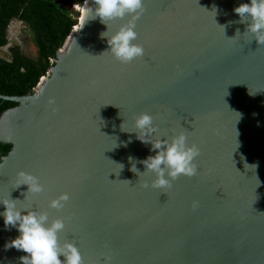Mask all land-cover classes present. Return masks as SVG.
<instances>
[{
	"label": "water",
	"instance_id": "1",
	"mask_svg": "<svg viewBox=\"0 0 264 264\" xmlns=\"http://www.w3.org/2000/svg\"><path fill=\"white\" fill-rule=\"evenodd\" d=\"M247 2L144 0L133 43L145 54L127 64L107 39L135 14L102 22L94 2L33 92H0L18 103L0 116V141L12 144L0 201L47 213L48 226L63 219L59 245L74 244L84 264H264V45L248 31L252 18L233 11ZM144 112L149 143L135 127ZM180 131L200 149L198 172L152 188L156 174L140 161ZM21 170L44 191L16 186ZM61 193L70 199L52 208ZM18 234L0 215V264H21L26 253L4 248Z\"/></svg>",
	"mask_w": 264,
	"mask_h": 264
},
{
	"label": "clouds",
	"instance_id": "2",
	"mask_svg": "<svg viewBox=\"0 0 264 264\" xmlns=\"http://www.w3.org/2000/svg\"><path fill=\"white\" fill-rule=\"evenodd\" d=\"M95 3L97 7L94 18L98 17L102 22L108 19L123 18L126 14H135L127 25L121 26L114 35L107 39L108 51L122 64L143 57L145 54L143 45L133 43V41L137 38L135 20L144 11V0H95ZM73 7L80 13L78 24L74 26L79 30L84 26L92 9L88 8L86 3H77ZM233 11L239 15L241 20L246 16L252 18L253 22L248 25V31L255 35V40L259 44L264 45V0H250V2L241 3ZM209 12H212L215 17L217 15L216 7L214 6ZM220 26L223 29L226 27ZM106 35V32H102L101 38L106 37ZM134 119L135 127L141 130L137 138L142 142L149 143L145 132L154 131L153 117L144 112L135 116ZM117 146L116 144L115 147ZM125 146H127L126 143ZM151 150L155 151V155H150L140 162L145 165L148 171L156 174V178L151 184L152 188H171L172 181L181 175L191 177L198 172L195 161L200 154V149L195 144H188L187 135L184 131L175 135L171 143L167 140L151 142ZM133 160L134 158L129 156V161ZM119 165L120 170H122L124 165ZM244 166L255 170L257 167L255 164L249 165L248 163H245ZM130 170L134 173L138 172L135 163H132ZM17 175L16 186L27 185L28 191L34 194L44 191V186L40 184L38 177L23 170ZM148 186L146 182L143 183V187L147 188ZM69 199L68 193H61L50 201V206L55 209H62ZM0 203L4 205L5 209L3 213H0L3 216L5 229L14 227L19 233L15 238L7 240L4 248L5 250L15 248L26 253L19 257L21 264H84L81 252L74 244L68 243L63 247L59 245L57 234L65 227L63 219H56L48 226L46 225L47 213L22 212L17 209L16 202L12 199H4ZM195 206L194 203L193 207ZM61 256L64 257V260H61Z\"/></svg>",
	"mask_w": 264,
	"mask_h": 264
},
{
	"label": "trees",
	"instance_id": "3",
	"mask_svg": "<svg viewBox=\"0 0 264 264\" xmlns=\"http://www.w3.org/2000/svg\"><path fill=\"white\" fill-rule=\"evenodd\" d=\"M84 0H0V48L10 44L9 25L22 20L31 32L38 56L23 53L19 44L0 55V92L5 95H26L37 87L41 78L54 65L61 49L77 25L80 13L73 4ZM18 103L0 98V116ZM12 149L11 143L0 141V162Z\"/></svg>",
	"mask_w": 264,
	"mask_h": 264
},
{
	"label": "rangeland",
	"instance_id": "4",
	"mask_svg": "<svg viewBox=\"0 0 264 264\" xmlns=\"http://www.w3.org/2000/svg\"><path fill=\"white\" fill-rule=\"evenodd\" d=\"M85 1L86 0H84L83 4H85ZM8 35L10 38V44L9 46L0 48V55L7 52L11 45L17 43L20 45L23 53L32 57L38 56V50L32 41L31 32L27 25L19 22L18 20H13L11 26L9 27Z\"/></svg>",
	"mask_w": 264,
	"mask_h": 264
},
{
	"label": "bare ground",
	"instance_id": "5",
	"mask_svg": "<svg viewBox=\"0 0 264 264\" xmlns=\"http://www.w3.org/2000/svg\"><path fill=\"white\" fill-rule=\"evenodd\" d=\"M94 2H95V0H86L85 3L87 4L88 8L92 9L94 6Z\"/></svg>",
	"mask_w": 264,
	"mask_h": 264
},
{
	"label": "built area",
	"instance_id": "6",
	"mask_svg": "<svg viewBox=\"0 0 264 264\" xmlns=\"http://www.w3.org/2000/svg\"><path fill=\"white\" fill-rule=\"evenodd\" d=\"M74 4H77V3H74ZM74 4H73V5H74Z\"/></svg>",
	"mask_w": 264,
	"mask_h": 264
},
{
	"label": "flooded vegetation",
	"instance_id": "7",
	"mask_svg": "<svg viewBox=\"0 0 264 264\" xmlns=\"http://www.w3.org/2000/svg\"><path fill=\"white\" fill-rule=\"evenodd\" d=\"M10 39V38H9Z\"/></svg>",
	"mask_w": 264,
	"mask_h": 264
}]
</instances>
